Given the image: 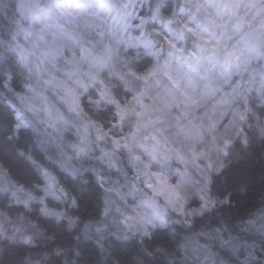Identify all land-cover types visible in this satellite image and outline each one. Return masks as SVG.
I'll return each instance as SVG.
<instances>
[{
  "label": "clouds",
  "instance_id": "obj_1",
  "mask_svg": "<svg viewBox=\"0 0 264 264\" xmlns=\"http://www.w3.org/2000/svg\"><path fill=\"white\" fill-rule=\"evenodd\" d=\"M0 264H264V0H0Z\"/></svg>",
  "mask_w": 264,
  "mask_h": 264
}]
</instances>
